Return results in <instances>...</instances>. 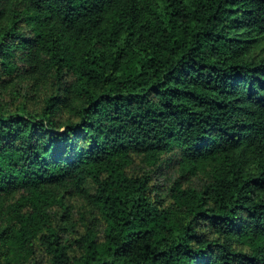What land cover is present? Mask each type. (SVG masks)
I'll use <instances>...</instances> for the list:
<instances>
[{
	"label": "trees",
	"instance_id": "obj_1",
	"mask_svg": "<svg viewBox=\"0 0 264 264\" xmlns=\"http://www.w3.org/2000/svg\"><path fill=\"white\" fill-rule=\"evenodd\" d=\"M263 44L264 0H0V264H264Z\"/></svg>",
	"mask_w": 264,
	"mask_h": 264
},
{
	"label": "rangeland",
	"instance_id": "obj_2",
	"mask_svg": "<svg viewBox=\"0 0 264 264\" xmlns=\"http://www.w3.org/2000/svg\"><path fill=\"white\" fill-rule=\"evenodd\" d=\"M257 55L264 56V49L258 51ZM172 175H173L172 179H175L176 178L175 174L173 173ZM169 178L170 177L167 172L166 175L160 179L161 185H164L165 183H169L170 182ZM195 184H198V181ZM65 199L67 201V205H68L67 207L69 208V214L72 216L71 217L72 219L80 220L81 213H84L86 218H88L89 220L93 219V217L95 216L94 214L96 213L92 209V205L88 203V200H86L84 196L72 192L65 194ZM84 209H86V212L84 211ZM92 211L94 212L93 214ZM58 212H59L58 220H60L61 215H63V210H60Z\"/></svg>",
	"mask_w": 264,
	"mask_h": 264
}]
</instances>
